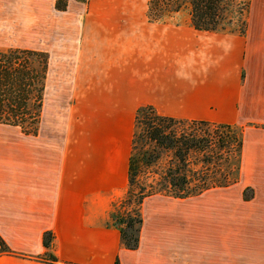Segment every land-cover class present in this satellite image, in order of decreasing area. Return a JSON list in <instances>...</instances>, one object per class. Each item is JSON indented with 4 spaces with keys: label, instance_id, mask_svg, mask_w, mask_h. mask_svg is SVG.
<instances>
[{
    "label": "crops",
    "instance_id": "obj_1",
    "mask_svg": "<svg viewBox=\"0 0 264 264\" xmlns=\"http://www.w3.org/2000/svg\"><path fill=\"white\" fill-rule=\"evenodd\" d=\"M56 1L0 0V47L44 48L43 104L48 89L66 101L60 138L0 124V264H264V0H249L243 35L194 29L188 7L163 22L148 0ZM148 106L241 129L239 190L222 189V230L176 198L146 197L129 250L110 211Z\"/></svg>",
    "mask_w": 264,
    "mask_h": 264
},
{
    "label": "trees",
    "instance_id": "obj_2",
    "mask_svg": "<svg viewBox=\"0 0 264 264\" xmlns=\"http://www.w3.org/2000/svg\"><path fill=\"white\" fill-rule=\"evenodd\" d=\"M231 0H148L150 21H166L189 8L190 25L199 31H225L224 20ZM249 2V0H248ZM56 7L63 9L64 0ZM248 7V3H247ZM241 21L237 32L245 33ZM49 67L47 52L28 48L0 49V124L16 127L24 135H37ZM128 160V193L112 205L110 219L126 249L138 246L142 224L140 206L146 197L168 195L184 199L206 190L225 187L236 180L242 152V136L230 124L183 120L161 116L148 106L135 118ZM165 154L166 158L161 160ZM222 160L228 176L222 179ZM158 166V168H155ZM232 172V173H231ZM218 175V176H217ZM253 191L244 189L249 200ZM51 232L43 234V246H51ZM0 249L8 251L0 237ZM55 262L52 254L45 255ZM114 264H119L118 259Z\"/></svg>",
    "mask_w": 264,
    "mask_h": 264
},
{
    "label": "rangeland",
    "instance_id": "obj_3",
    "mask_svg": "<svg viewBox=\"0 0 264 264\" xmlns=\"http://www.w3.org/2000/svg\"><path fill=\"white\" fill-rule=\"evenodd\" d=\"M86 2L87 0H80ZM247 3L248 0H231L228 12L226 14V19L224 20V25L227 32H237L241 27V21L246 20L247 15ZM183 9V8H182ZM0 49H7L5 47H0ZM42 50L44 48H32ZM53 93L50 89L47 90L45 95V101L43 104L41 112V123L39 134L41 136H50V138H60L62 135V129L65 122L64 108L66 106V101L54 100ZM138 131V127L135 128ZM236 133L241 134L242 130L234 127ZM13 132L20 131L18 128L11 129ZM135 130V131H136ZM3 136L4 134H0ZM168 159L165 154L162 156L161 160ZM228 167L222 160V179L228 176ZM158 168V166H155ZM232 173V172H231ZM218 176V175H217ZM238 180H234L232 183L226 185L225 187H217L213 189L206 190L198 195L191 196L184 199H178L180 205L194 206L196 221H206L219 223L220 230H222V189H230L232 194L238 192L239 184ZM238 184V185H237ZM247 188V187H245ZM244 188V189H245ZM251 188V187H249ZM252 189V188H251ZM253 191V189H252ZM244 192V190H243ZM168 196V195H165ZM171 197V196H170ZM177 199V198H176Z\"/></svg>",
    "mask_w": 264,
    "mask_h": 264
}]
</instances>
